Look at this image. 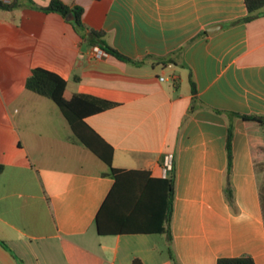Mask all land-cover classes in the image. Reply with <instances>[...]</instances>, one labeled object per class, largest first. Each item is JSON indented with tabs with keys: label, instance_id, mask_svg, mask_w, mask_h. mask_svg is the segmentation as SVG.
I'll use <instances>...</instances> for the list:
<instances>
[{
	"label": "crops",
	"instance_id": "obj_1",
	"mask_svg": "<svg viewBox=\"0 0 264 264\" xmlns=\"http://www.w3.org/2000/svg\"><path fill=\"white\" fill-rule=\"evenodd\" d=\"M62 1L142 62L109 55L56 12L0 8V264H216L244 254L264 264V125L237 116L264 117V12L241 20L244 0ZM37 67L69 94L114 103L83 118L112 148L113 167L173 176L171 239L97 232L114 180L60 108L25 87Z\"/></svg>",
	"mask_w": 264,
	"mask_h": 264
},
{
	"label": "trees",
	"instance_id": "obj_2",
	"mask_svg": "<svg viewBox=\"0 0 264 264\" xmlns=\"http://www.w3.org/2000/svg\"><path fill=\"white\" fill-rule=\"evenodd\" d=\"M247 14L241 20L248 21L252 17L264 12V0H244ZM28 5L43 11L56 12L71 21L76 31L83 38L86 34L97 38L98 46L116 59L138 64L142 60H135L120 53L110 46L104 31L87 29L82 21L83 7L77 4L65 3L62 0H50L46 7H38L32 0H0V8L13 10ZM192 105L197 99V88L190 75ZM25 87L37 94L51 99L61 110L68 121L75 137L88 147L108 166L106 175L113 178L114 183L96 214L95 224L101 235L121 233H160L171 239L170 221L173 213L174 179L173 176L156 178L148 171L135 169H121L111 164L112 148L98 137L83 121L88 114L97 113L114 106V103L83 94H69L66 81L58 74L43 68H34L26 78ZM245 121H253L264 125V117L255 115H239ZM233 129L230 125L227 131L226 151L228 169L231 166V140ZM3 166L0 165V172ZM226 199L233 205L232 189L225 188ZM264 201V200H263ZM5 248L7 245L0 242ZM170 257L173 258L169 249ZM133 264H141L138 259ZM216 264H255L248 254L235 257H220Z\"/></svg>",
	"mask_w": 264,
	"mask_h": 264
},
{
	"label": "built area",
	"instance_id": "obj_3",
	"mask_svg": "<svg viewBox=\"0 0 264 264\" xmlns=\"http://www.w3.org/2000/svg\"><path fill=\"white\" fill-rule=\"evenodd\" d=\"M3 1H9V0H3ZM95 49H96V51H99V53L102 52L98 48H95ZM161 79H163V78H161ZM164 163H165L166 170L167 171H171V169H172V156L171 155H166L165 159H164Z\"/></svg>",
	"mask_w": 264,
	"mask_h": 264
},
{
	"label": "rangeland",
	"instance_id": "obj_4",
	"mask_svg": "<svg viewBox=\"0 0 264 264\" xmlns=\"http://www.w3.org/2000/svg\"><path fill=\"white\" fill-rule=\"evenodd\" d=\"M261 191H262V196H263V200H264V183H263V185L261 186ZM263 207H264V201H263Z\"/></svg>",
	"mask_w": 264,
	"mask_h": 264
},
{
	"label": "water",
	"instance_id": "obj_5",
	"mask_svg": "<svg viewBox=\"0 0 264 264\" xmlns=\"http://www.w3.org/2000/svg\"><path fill=\"white\" fill-rule=\"evenodd\" d=\"M216 28H217L216 26L209 27L208 32L210 33L211 31H213Z\"/></svg>",
	"mask_w": 264,
	"mask_h": 264
}]
</instances>
